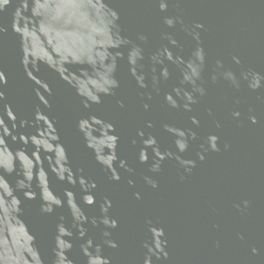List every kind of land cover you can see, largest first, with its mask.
Returning a JSON list of instances; mask_svg holds the SVG:
<instances>
[{"label":"water","instance_id":"1","mask_svg":"<svg viewBox=\"0 0 264 264\" xmlns=\"http://www.w3.org/2000/svg\"><path fill=\"white\" fill-rule=\"evenodd\" d=\"M0 264H264V0H0Z\"/></svg>","mask_w":264,"mask_h":264}]
</instances>
